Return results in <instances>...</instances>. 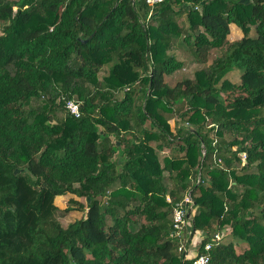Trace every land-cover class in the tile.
Masks as SVG:
<instances>
[{"label": "trees", "instance_id": "1", "mask_svg": "<svg viewBox=\"0 0 264 264\" xmlns=\"http://www.w3.org/2000/svg\"><path fill=\"white\" fill-rule=\"evenodd\" d=\"M0 24V264H191L218 232L210 264H264V0H0ZM178 47L217 54L158 86Z\"/></svg>", "mask_w": 264, "mask_h": 264}, {"label": "rangeland", "instance_id": "2", "mask_svg": "<svg viewBox=\"0 0 264 264\" xmlns=\"http://www.w3.org/2000/svg\"><path fill=\"white\" fill-rule=\"evenodd\" d=\"M179 23L182 24L183 23V18H179ZM2 34V26L0 24V35ZM243 37V32L240 28H238L236 25L232 24L230 25V34L228 36V40L230 42H233V41H237V40H240L241 38ZM178 56V58L180 60H183L185 62V67L183 68V70H181L180 72L174 74L173 76L171 77H163V79H158L156 81V84L158 86H170L172 87L176 82H178L179 80L181 79H184V78H191L193 77V74L195 71L199 70V69H202L204 67H207L209 64H211L212 60L214 59V56L217 54L216 51H213L211 53V56H210V59H209V63L206 65V66H202V65H198L196 63H193L192 61L186 59L187 57H185L186 55L183 54V51L181 48H177L174 50ZM226 80L230 81L231 83H238L239 80H240V72L237 71V70H234L232 72H230L228 75H226L225 77ZM175 120L176 119H173L170 121V124H171V128L172 130L174 131L175 130ZM228 136V135H227ZM123 159L122 157L119 155L117 156V161L118 162H121ZM22 194H23V197H21L22 199H32L34 196V194L31 193V190L30 191H25V190H22ZM71 199H74L78 202H84L86 204L87 201L85 200H81L80 198L76 197V196H73L71 194H66L64 196H59V197H56L53 201V205L58 207L61 211L63 210H66L67 208H73L71 209L72 211H70L69 213L67 214H64L62 215L61 213L58 214L56 216L57 220L59 221V223L63 226H67L68 224L76 221V220H79L82 216H83V212L80 210V209H77L76 205L74 204H71L70 203V200ZM21 205L20 204L17 208V212L18 214L20 215L19 217L16 216V217H13L11 216L12 218L11 219H14V220H18V218H21V217H24V214L26 215V213H24L21 209ZM33 217L35 218L36 215H34L33 213L29 214L28 215V219L31 221L33 220ZM224 237H223V242L224 243H228L230 240H231V236L230 234H228V232H224ZM237 250L238 252L242 251L244 248H245V245H241V246H237ZM187 248V247H186ZM197 249V241H193L191 243V245L189 246V249H188V254H187V257L190 258L192 257V255L195 254V251Z\"/></svg>", "mask_w": 264, "mask_h": 264}, {"label": "built area", "instance_id": "3", "mask_svg": "<svg viewBox=\"0 0 264 264\" xmlns=\"http://www.w3.org/2000/svg\"><path fill=\"white\" fill-rule=\"evenodd\" d=\"M163 0H147V3L153 8L156 3H160ZM68 111L70 114L74 115L75 117L80 116V110H79V103L75 101H69L66 105ZM194 205L192 197L190 193L186 194L184 197V200L179 204L178 207H175L173 210V224L174 229L176 231L177 236H181L185 230L188 229V221L186 219V216L189 218V209L192 208ZM223 234L222 233H216L214 236V239L212 242H209L204 247V253L195 256L190 257L192 259L191 264H210V258H211V250L214 246V244L223 243ZM187 245L183 244L180 246L179 250L184 251L185 254H188V249L186 248ZM189 248V247H188Z\"/></svg>", "mask_w": 264, "mask_h": 264}, {"label": "crops", "instance_id": "4", "mask_svg": "<svg viewBox=\"0 0 264 264\" xmlns=\"http://www.w3.org/2000/svg\"><path fill=\"white\" fill-rule=\"evenodd\" d=\"M188 230H189V229H188ZM223 236H224V235H223ZM201 239H202V236H201V234H199V233H195L193 236L191 235V237H190L191 243H192L194 240L197 241V246H198V244L200 243ZM191 243H190V245H191ZM196 253H197V252L195 251V254H196ZM195 254L192 255V257L195 256Z\"/></svg>", "mask_w": 264, "mask_h": 264}, {"label": "water", "instance_id": "5", "mask_svg": "<svg viewBox=\"0 0 264 264\" xmlns=\"http://www.w3.org/2000/svg\"><path fill=\"white\" fill-rule=\"evenodd\" d=\"M92 36H90L87 40H83V43H87L92 38Z\"/></svg>", "mask_w": 264, "mask_h": 264}]
</instances>
